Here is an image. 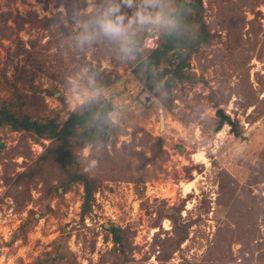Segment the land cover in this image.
Instances as JSON below:
<instances>
[{"label": "rangeland", "instance_id": "1", "mask_svg": "<svg viewBox=\"0 0 264 264\" xmlns=\"http://www.w3.org/2000/svg\"><path fill=\"white\" fill-rule=\"evenodd\" d=\"M177 1L0 0V104L20 95L60 126L86 100H108L115 128L77 149L98 180L82 216L83 184L65 190L56 164L39 167L52 140L0 127V264H264V0H202L205 40L155 92L133 68ZM200 148L209 165L191 157ZM195 173L199 191L182 195Z\"/></svg>", "mask_w": 264, "mask_h": 264}, {"label": "trees", "instance_id": "2", "mask_svg": "<svg viewBox=\"0 0 264 264\" xmlns=\"http://www.w3.org/2000/svg\"><path fill=\"white\" fill-rule=\"evenodd\" d=\"M176 4V10L170 16L172 22L166 26L158 46L147 55L139 56V60L133 68L140 81L155 92V79H160L171 73L167 83H172L186 65V59L198 50L206 37L204 23L199 14L202 0H178ZM147 7L153 8L154 6ZM122 12L123 9L116 10L115 17L121 16ZM175 59H178V62L175 63L174 69L167 67L168 65L160 69L162 64H171ZM186 78L192 79L188 76ZM24 104L20 95L5 99L0 104V127L8 124L13 130H26L35 134L37 138L52 140L47 150L41 155L38 162L39 167L45 162L56 164L65 176V179L59 183V186H64L65 190L71 183L83 184L82 216H84L91 209L98 180L83 171L82 159L77 153V149L87 144L93 146L101 143L106 144L115 134V128L110 122V113L114 109L113 103L98 98L86 100L81 106L70 111L60 126L53 118H35L32 114L25 112ZM37 171L30 168L28 171L22 172V176L32 178ZM171 218L177 226L178 216L172 215ZM111 231L115 246L119 244V252L124 255V259L118 262H125L126 251L122 244L124 243L123 233L117 227L111 228ZM181 241L182 238H179L177 242L174 240L168 246L172 247L173 245L174 247ZM163 252L161 260H166L172 249L167 247L165 250L163 249Z\"/></svg>", "mask_w": 264, "mask_h": 264}, {"label": "bare ground", "instance_id": "3", "mask_svg": "<svg viewBox=\"0 0 264 264\" xmlns=\"http://www.w3.org/2000/svg\"><path fill=\"white\" fill-rule=\"evenodd\" d=\"M161 128H165V119L164 116H161V122H160ZM180 129V128H179ZM183 130V128H181ZM191 157L196 161V162H201V163H206V165H209V160L207 159L208 157L205 155V152L202 148L198 149L195 151ZM199 173V172H198ZM198 173H195V177L193 179H182L178 182L176 187L180 189V192L182 195H185L193 190L199 191V187L201 185V175ZM204 184V183H203ZM202 187V186H201ZM161 189V187H160ZM162 190V189H161ZM167 190V189H166ZM169 190V189H168ZM172 190V189H171ZM177 190V189H176ZM167 192V191H166ZM163 193V192H162ZM178 194V193H177ZM176 194V195H177ZM168 225V224H167Z\"/></svg>", "mask_w": 264, "mask_h": 264}, {"label": "clouds", "instance_id": "4", "mask_svg": "<svg viewBox=\"0 0 264 264\" xmlns=\"http://www.w3.org/2000/svg\"><path fill=\"white\" fill-rule=\"evenodd\" d=\"M131 2V0H129V3ZM145 18L144 17H141V20L143 21ZM157 20L161 23H171L172 21H169L168 19H166V17L161 14L157 17ZM104 29L105 31L107 32H111V33H115V34H119L122 30L121 28L119 27V25L117 24H114V23H111V22H108L104 25ZM93 167L96 166V162L93 161V164H92ZM84 172H89V169L88 168H85L83 170Z\"/></svg>", "mask_w": 264, "mask_h": 264}]
</instances>
